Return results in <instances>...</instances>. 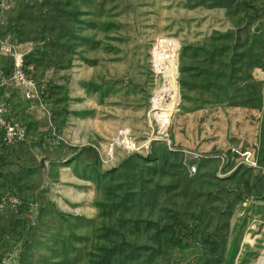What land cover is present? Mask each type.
I'll return each mask as SVG.
<instances>
[{
    "label": "rangeland",
    "instance_id": "rangeland-1",
    "mask_svg": "<svg viewBox=\"0 0 264 264\" xmlns=\"http://www.w3.org/2000/svg\"><path fill=\"white\" fill-rule=\"evenodd\" d=\"M0 14V71L13 35L35 88L9 103L28 127L1 142L0 256L264 264V0H0ZM156 110L168 133L124 148L123 133L154 138Z\"/></svg>",
    "mask_w": 264,
    "mask_h": 264
},
{
    "label": "built area",
    "instance_id": "built-area-1",
    "mask_svg": "<svg viewBox=\"0 0 264 264\" xmlns=\"http://www.w3.org/2000/svg\"><path fill=\"white\" fill-rule=\"evenodd\" d=\"M1 20V14H0ZM8 43L10 55L12 57V68L9 74H6L4 71H0V138L6 141L8 144H16L22 140H25L27 137V127L22 123L19 118L10 119L9 112V103L7 102L6 92L12 83L13 86L22 90L23 95L32 99L35 97V88L34 83L26 72V66L24 61V55L21 53L17 46L16 40L13 35H9L6 40ZM171 51L163 50V59L166 60L167 55H169ZM161 60V61H162ZM157 63V60H156ZM157 66H160V69L163 71V63H157ZM166 94V93H165ZM164 99L166 96L164 95ZM164 99L159 101H164ZM168 100L169 99H165ZM157 110L154 115H157ZM161 112V111H160ZM159 120V125H157V133L153 137H148L146 140L139 143L133 137L129 136L127 133H123L122 139L120 141L121 145L130 150L138 151L142 148H146L149 151V147L153 143L154 140L165 136L168 133V127L171 123V115H157ZM193 168L196 169V166L193 165ZM9 200L12 202L14 206H19L22 201L15 195L8 196L5 200ZM5 205V204H4ZM2 204V206H4ZM0 264H21L19 259L16 257H10V255L0 256Z\"/></svg>",
    "mask_w": 264,
    "mask_h": 264
},
{
    "label": "crops",
    "instance_id": "crops-1",
    "mask_svg": "<svg viewBox=\"0 0 264 264\" xmlns=\"http://www.w3.org/2000/svg\"><path fill=\"white\" fill-rule=\"evenodd\" d=\"M13 84H10V87L8 88V91L6 92V98H7V102L10 103L11 105H13L16 109H19L20 107V101L22 100V97H20L18 94L15 93V87L13 88ZM13 88V89H12ZM20 92H22L20 90ZM31 120H35V118H32ZM27 122V121H26ZM28 127V125H27ZM2 139L0 138V154L2 152V150H5L4 147L1 145ZM14 167V165H10V167Z\"/></svg>",
    "mask_w": 264,
    "mask_h": 264
}]
</instances>
